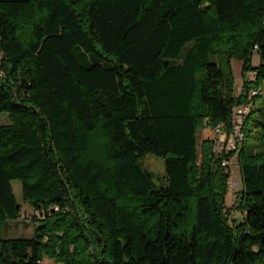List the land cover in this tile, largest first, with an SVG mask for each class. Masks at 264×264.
<instances>
[{
	"label": "trees",
	"instance_id": "16d2710c",
	"mask_svg": "<svg viewBox=\"0 0 264 264\" xmlns=\"http://www.w3.org/2000/svg\"><path fill=\"white\" fill-rule=\"evenodd\" d=\"M262 79L264 0H0V229L23 212L14 180L34 207L33 235L0 234L2 264H264V119L224 154L241 219L198 138Z\"/></svg>",
	"mask_w": 264,
	"mask_h": 264
},
{
	"label": "rangeland",
	"instance_id": "374dc122",
	"mask_svg": "<svg viewBox=\"0 0 264 264\" xmlns=\"http://www.w3.org/2000/svg\"><path fill=\"white\" fill-rule=\"evenodd\" d=\"M251 62L253 65H258L261 62L260 53L255 50L252 54ZM232 67H233V76H234V86L236 89V93H240L242 89V85L244 83V75H243V60L237 57H233L231 59ZM223 67H225V63L222 62ZM248 75L250 71H247ZM253 77L255 74L253 73ZM249 77V76H248ZM252 90V89H251ZM250 90V93H251ZM260 94H258L253 100L251 99V105H253L252 113L239 121L242 132L245 134V139L240 141L241 143L247 142L248 144H253L256 139L255 136L257 134V124L259 120L264 119V79H262V85L260 87ZM251 98V96H250ZM9 120V116L7 112H0V122H6ZM206 138H213V130L210 132L200 131L198 138L202 141ZM233 163L231 165V169H235L239 171L237 167V154L235 153L233 156ZM144 164L151 169L157 176H163L165 174L164 161L162 157L153 155L151 153L147 154V156L143 160ZM240 176V173L238 174ZM234 179V175H229L228 182ZM241 180V178H239ZM14 189L19 201L23 205V212L21 218L16 221L10 222L6 228L0 229V234L2 235H10V236H31L34 234V220H32L28 214H32L34 212V207L26 202L23 198V187L22 183L19 180L13 181ZM241 188V184L235 187H228L226 197H225V209L230 216V220H235L239 218H243V212L240 208L236 207L237 195L238 191ZM0 264H2V260L0 257ZM44 264H58L55 259H48Z\"/></svg>",
	"mask_w": 264,
	"mask_h": 264
},
{
	"label": "built area",
	"instance_id": "2783aa9c",
	"mask_svg": "<svg viewBox=\"0 0 264 264\" xmlns=\"http://www.w3.org/2000/svg\"><path fill=\"white\" fill-rule=\"evenodd\" d=\"M254 71H250L249 77H253ZM258 89H252L251 94H256ZM253 109V105L250 102H244L237 104L234 107L232 113V126L229 127L226 122H219L213 129V139L215 141L214 150L218 156H223L222 164L226 166L230 175H234V179L229 181L230 187H235L240 184L241 176L238 174L240 170L231 169V165L233 163V157H226L224 154L229 153L231 150H236L240 146V141L244 140L245 136L241 130L240 123L242 119L245 118L247 114H249ZM238 167V166H237ZM239 168V167H238Z\"/></svg>",
	"mask_w": 264,
	"mask_h": 264
},
{
	"label": "crops",
	"instance_id": "0c3cea01",
	"mask_svg": "<svg viewBox=\"0 0 264 264\" xmlns=\"http://www.w3.org/2000/svg\"><path fill=\"white\" fill-rule=\"evenodd\" d=\"M212 130L213 129L210 126H206V127H204V128L199 130V134H200V131L212 133ZM204 138H206V137H204ZM239 219H241V218H239ZM48 259H50V258L49 257H45V261H47Z\"/></svg>",
	"mask_w": 264,
	"mask_h": 264
}]
</instances>
